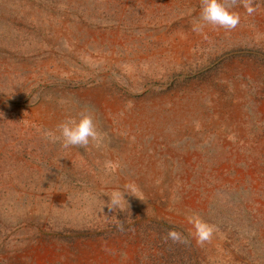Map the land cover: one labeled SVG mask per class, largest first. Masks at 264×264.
Here are the masks:
<instances>
[{
  "label": "rangeland",
  "instance_id": "1",
  "mask_svg": "<svg viewBox=\"0 0 264 264\" xmlns=\"http://www.w3.org/2000/svg\"><path fill=\"white\" fill-rule=\"evenodd\" d=\"M254 5L197 34L200 0H0V264H264ZM82 110L98 138L65 149L57 125ZM192 213L214 226L203 247Z\"/></svg>",
  "mask_w": 264,
  "mask_h": 264
},
{
  "label": "clouds",
  "instance_id": "2",
  "mask_svg": "<svg viewBox=\"0 0 264 264\" xmlns=\"http://www.w3.org/2000/svg\"><path fill=\"white\" fill-rule=\"evenodd\" d=\"M238 3L242 4L249 16L255 14L257 11L254 0H200L199 21L193 23L192 31L200 34L207 26L222 28L226 31L236 29L240 24L241 18L237 12L233 11V8ZM57 130L62 139V147L65 149L69 147L87 149L90 142L98 138L97 125L94 117L87 110H82L77 116L61 121L57 125ZM125 188V192L137 196L134 188L131 186H125ZM124 193L115 192L111 194L107 202L110 211H116L118 209L123 211L121 197L122 195L124 197ZM139 198L143 200V198ZM188 222L192 226V231L189 233V236L195 240L197 245L203 247L205 244L211 243L214 236L213 225L205 221L197 213L190 214ZM118 227L122 229V225ZM165 240H170L174 244L188 245L191 243L188 237L175 229H170L167 232Z\"/></svg>",
  "mask_w": 264,
  "mask_h": 264
}]
</instances>
